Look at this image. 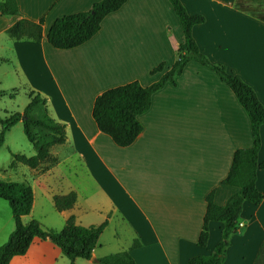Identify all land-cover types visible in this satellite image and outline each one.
<instances>
[{
    "label": "crops",
    "instance_id": "crops-1",
    "mask_svg": "<svg viewBox=\"0 0 264 264\" xmlns=\"http://www.w3.org/2000/svg\"><path fill=\"white\" fill-rule=\"evenodd\" d=\"M94 1L17 0L19 14L0 15V116L21 111L30 93L39 94L65 130L64 141L49 148L54 160L36 167L8 165L0 179L17 181L10 171L20 169L21 181L31 185L32 207L23 222L36 218L44 227L60 229L71 214L82 225L107 219L92 256L83 258L86 262L77 257L75 264H98L95 258L129 249L134 239L139 245L130 253L137 264H186L193 255L211 252L221 237V223L210 221L206 244L197 243L205 195L212 190L214 202L224 204L238 191L221 179L234 150L252 144L248 116L214 70L189 60L175 84L152 94L150 107L138 116L142 129L136 138L126 146L114 143L92 117L95 96L131 80L142 85L157 80L161 72L150 70L160 61L165 68L172 64L182 28L169 0H126L83 43L66 49L50 45L46 33L52 21L87 10ZM181 2L189 13L204 16L192 27L201 52L248 83L264 105V21L237 9L235 0ZM20 17L41 20L39 41L7 34ZM19 93L21 103H15ZM259 132L263 160L264 123ZM12 150L35 153L32 144ZM263 184L264 170L258 169L256 187L262 190ZM70 190L77 194L75 204L57 210L52 196ZM239 220L223 264L254 263L264 240V197L256 204L244 201ZM13 227L10 206L0 198V245ZM8 264L70 263L49 238H35Z\"/></svg>",
    "mask_w": 264,
    "mask_h": 264
},
{
    "label": "trees",
    "instance_id": "trees-1",
    "mask_svg": "<svg viewBox=\"0 0 264 264\" xmlns=\"http://www.w3.org/2000/svg\"><path fill=\"white\" fill-rule=\"evenodd\" d=\"M126 0H96L87 10L76 11L56 17L50 24L46 39L55 48L66 49L77 46L88 40L100 28L106 14L118 9ZM172 9L182 28V41L175 46L176 57L172 64L165 68L160 61L150 72H161L159 78L148 85L138 80H131L109 87L93 100L91 114L98 129L108 134L119 146L130 144L142 129L138 116L145 112L151 103L152 94L166 83L175 84L176 77L182 72L189 60H195L214 70L220 79L233 91L244 108L250 123L252 144L236 148L232 154L229 169L221 179L223 184L238 187L224 204L213 200V191L205 195V211L197 243L204 246L209 235L210 221L221 223V237L213 250L207 254H197L188 258L186 264H223L230 236L238 230L240 212L244 201L254 204L264 197L262 190L256 187L258 169L264 170V159H258L260 148V125L264 123V105L257 98L254 89L238 75L233 74L226 66L213 62L201 52L193 35L192 27L204 21L200 13H189L181 0H169ZM254 0H235L237 9L251 13L264 21V8L252 5ZM19 14L17 0H0V15ZM7 34L14 39L27 38L39 41L42 37V22L20 17L7 29ZM21 120L24 134L32 144L35 153L26 155L11 152L9 167L21 162L36 167L45 160H54L49 148L65 139L64 124L55 121L47 113L45 99L39 94L30 93V100L21 111H14L0 116V147L4 143L6 131ZM0 198L7 200L14 227L7 239L0 245V264H8L12 256L23 254L35 238H49L62 253L75 264V258L88 259L98 237L107 225V219L98 224L82 225L69 215L60 229L44 227L41 222L32 218L22 221V215L30 212L33 201L32 187L28 182L0 179ZM77 199L74 190L52 196L57 210L71 208ZM134 239L129 249L108 253L95 258L99 264H137L130 253V248L137 247ZM253 264H264V240L261 242Z\"/></svg>",
    "mask_w": 264,
    "mask_h": 264
},
{
    "label": "rangeland",
    "instance_id": "rangeland-1",
    "mask_svg": "<svg viewBox=\"0 0 264 264\" xmlns=\"http://www.w3.org/2000/svg\"><path fill=\"white\" fill-rule=\"evenodd\" d=\"M254 1L258 2L257 4L259 6H261V3L264 4V0H254ZM5 98H6L5 100H8L7 97ZM20 98H21V93L18 94V98L14 102L21 103ZM8 102H11V101H8ZM12 105L13 103H8L7 107H11ZM29 146H31V143L28 141L26 135L23 132L21 122H19L18 125H14L11 128V130L7 133V140L0 147V174L1 172H3L2 168H8V165L11 161V151H13L12 149H15V148L27 149ZM23 151L25 152H21V153L28 155L27 154L28 150H23ZM21 166H25V165L21 164ZM7 172H9V169H7ZM10 172H12L11 174L14 177L13 179H16L17 181L23 180L22 175L20 174V169H15ZM79 260H81V262H86L83 258ZM77 264H80V261H78Z\"/></svg>",
    "mask_w": 264,
    "mask_h": 264
},
{
    "label": "built area",
    "instance_id": "built-area-1",
    "mask_svg": "<svg viewBox=\"0 0 264 264\" xmlns=\"http://www.w3.org/2000/svg\"><path fill=\"white\" fill-rule=\"evenodd\" d=\"M241 225H242V222L239 221V222H238V226H241Z\"/></svg>",
    "mask_w": 264,
    "mask_h": 264
}]
</instances>
